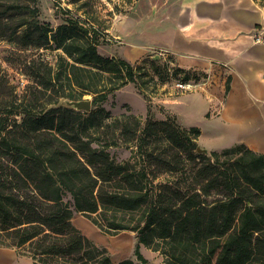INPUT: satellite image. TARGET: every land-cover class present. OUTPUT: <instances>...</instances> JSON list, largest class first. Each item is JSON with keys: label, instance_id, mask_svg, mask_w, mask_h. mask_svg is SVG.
I'll return each mask as SVG.
<instances>
[{"label": "trees", "instance_id": "1", "mask_svg": "<svg viewBox=\"0 0 264 264\" xmlns=\"http://www.w3.org/2000/svg\"><path fill=\"white\" fill-rule=\"evenodd\" d=\"M37 2L0 0L1 39L60 50L53 63L24 62L21 93L0 65V247L35 264H138L113 262L72 222L78 212L107 234L133 231L142 264L140 244L166 264H264V153L243 143L198 152L199 126L154 119L149 104L144 119L111 115L100 102L131 82L146 96L155 78L102 54L105 39L88 18L64 7L53 26ZM85 95L89 111L52 105ZM117 146L127 159H114Z\"/></svg>", "mask_w": 264, "mask_h": 264}, {"label": "crops", "instance_id": "2", "mask_svg": "<svg viewBox=\"0 0 264 264\" xmlns=\"http://www.w3.org/2000/svg\"><path fill=\"white\" fill-rule=\"evenodd\" d=\"M143 4L140 23H127L126 52L136 60L157 47L178 68L206 75L203 89L187 98L209 111L202 116L207 128L199 126V145L213 150L243 143L264 153V6L254 0ZM11 263L34 264L17 249L0 247V264Z\"/></svg>", "mask_w": 264, "mask_h": 264}, {"label": "rangeland", "instance_id": "3", "mask_svg": "<svg viewBox=\"0 0 264 264\" xmlns=\"http://www.w3.org/2000/svg\"><path fill=\"white\" fill-rule=\"evenodd\" d=\"M64 7H68L76 15L88 18L94 28L99 31L100 37L105 39L97 45L102 54L115 55L123 57L127 61L138 63L155 78L156 83L148 82L144 89L146 96L140 93L137 86L131 82L115 90L104 101L100 102V105L110 110L111 115L134 113L144 119L149 104L154 119L160 120L167 115H173L176 122L184 127L198 125L207 128L202 116H209V111L207 112L206 108H202L203 103L187 100V98H192L195 91L203 89L200 83L204 81L206 75L181 70L169 57H163L162 51L157 47L149 49L146 55L140 59L131 60L129 58L126 52L129 42L127 23L132 20L135 25L140 23L147 9L143 0H38L36 15L41 21H49L55 26L64 21L65 15L60 11ZM122 50L125 52L122 53ZM59 51L35 46L20 47L0 38V65H2L7 79L11 81L17 93H21L29 83L24 62H29L33 57H40L49 63H53ZM153 61H156L155 65H153ZM187 76L188 78H186ZM179 79H188L193 86L187 90L178 88L175 81ZM84 97L91 98L90 95ZM235 144L237 143L229 146ZM224 148L213 150L221 151ZM110 152L116 160L127 159L129 155L128 149L119 146L111 148ZM72 222L79 227L84 235L90 237L99 246H104L111 255L113 262L131 258L138 264H142L134 255L137 238L133 231L122 230L117 234H107L78 212H74ZM139 248L148 263L166 264L164 255L158 250L148 248L143 244H140ZM23 250L24 247L19 249L20 252Z\"/></svg>", "mask_w": 264, "mask_h": 264}, {"label": "water", "instance_id": "4", "mask_svg": "<svg viewBox=\"0 0 264 264\" xmlns=\"http://www.w3.org/2000/svg\"><path fill=\"white\" fill-rule=\"evenodd\" d=\"M69 105L77 110H85V111H89L91 108V98H86L83 97V99H62L60 100L58 103L56 104H52L54 106H60V105ZM197 151L198 152H204V153H208L209 150H207L206 148L202 147L201 145L197 146Z\"/></svg>", "mask_w": 264, "mask_h": 264}, {"label": "built area", "instance_id": "5", "mask_svg": "<svg viewBox=\"0 0 264 264\" xmlns=\"http://www.w3.org/2000/svg\"><path fill=\"white\" fill-rule=\"evenodd\" d=\"M256 40H258L259 39V37H256L255 38ZM175 85L179 88H182V89H191V87L193 86L192 85V83H191V81L190 80H188V79H184V80H176L175 81Z\"/></svg>", "mask_w": 264, "mask_h": 264}]
</instances>
